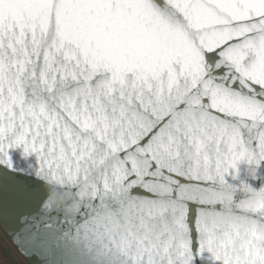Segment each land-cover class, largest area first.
I'll return each instance as SVG.
<instances>
[{"label":"snow or ice","instance_id":"obj_1","mask_svg":"<svg viewBox=\"0 0 264 264\" xmlns=\"http://www.w3.org/2000/svg\"><path fill=\"white\" fill-rule=\"evenodd\" d=\"M5 239L264 264V0H0V264H23Z\"/></svg>","mask_w":264,"mask_h":264},{"label":"clouds","instance_id":"obj_2","mask_svg":"<svg viewBox=\"0 0 264 264\" xmlns=\"http://www.w3.org/2000/svg\"><path fill=\"white\" fill-rule=\"evenodd\" d=\"M49 199L55 206L67 210V208L65 207L69 201V198L67 196H58L54 190H50Z\"/></svg>","mask_w":264,"mask_h":264},{"label":"water","instance_id":"obj_3","mask_svg":"<svg viewBox=\"0 0 264 264\" xmlns=\"http://www.w3.org/2000/svg\"><path fill=\"white\" fill-rule=\"evenodd\" d=\"M12 246H13V245H12ZM13 247H14V246H13ZM14 249H15V247H14ZM15 250H16V249H15ZM11 251H12V253H13L15 256H17L18 258L21 257V258L23 259V261L21 260V261L23 262V264H28V261H25L24 258H23L22 256H20V254H19L18 252L13 251V250H11Z\"/></svg>","mask_w":264,"mask_h":264},{"label":"rangeland","instance_id":"obj_4","mask_svg":"<svg viewBox=\"0 0 264 264\" xmlns=\"http://www.w3.org/2000/svg\"><path fill=\"white\" fill-rule=\"evenodd\" d=\"M6 244H11V242L10 241H8L7 239H5V241H4ZM12 245V244H11ZM13 247V246H12ZM13 249H14V247H13ZM15 250V249H14ZM16 251V250H15ZM17 252V251H16ZM20 260H22L23 261V259L20 257L19 258ZM7 264H11V262H7Z\"/></svg>","mask_w":264,"mask_h":264},{"label":"bare ground","instance_id":"obj_5","mask_svg":"<svg viewBox=\"0 0 264 264\" xmlns=\"http://www.w3.org/2000/svg\"><path fill=\"white\" fill-rule=\"evenodd\" d=\"M7 246H8L11 250L15 251V250L13 249V247H12L11 244H7Z\"/></svg>","mask_w":264,"mask_h":264}]
</instances>
